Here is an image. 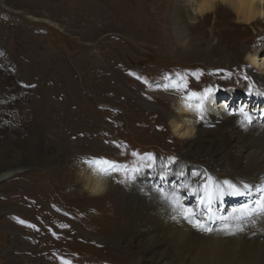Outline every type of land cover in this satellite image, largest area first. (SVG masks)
<instances>
[{"label":"rangeland","instance_id":"rangeland-1","mask_svg":"<svg viewBox=\"0 0 264 264\" xmlns=\"http://www.w3.org/2000/svg\"><path fill=\"white\" fill-rule=\"evenodd\" d=\"M218 7L193 18L191 0H0V174L17 170L0 179V264H127L105 239L125 224L117 202L135 182L182 185L174 171L189 166L176 98L205 121L210 95L239 113L260 89L245 56L264 55V19L255 34ZM96 170L113 188L93 196L79 179Z\"/></svg>","mask_w":264,"mask_h":264},{"label":"bare ground","instance_id":"bare-ground-1","mask_svg":"<svg viewBox=\"0 0 264 264\" xmlns=\"http://www.w3.org/2000/svg\"><path fill=\"white\" fill-rule=\"evenodd\" d=\"M219 2L230 7L235 22L252 25L255 34L263 29L264 0H191L192 17L214 8L219 13ZM257 50L246 52L245 59L258 73L260 89L242 93L248 97L241 112L233 113L226 101L210 95L203 121L193 102L174 101L178 110L169 115V123L182 141L179 155L189 164L174 171L183 188L166 182L168 188L160 186L166 190L162 194L153 185L135 182L117 202L122 203L125 224L115 226L105 239L113 244L114 253L127 258V264H264V106L258 104L264 97V55L257 59ZM158 165L156 170L162 167ZM16 171L10 169L0 177ZM157 175L166 177L160 172ZM79 181L82 190L93 196L113 188L108 174L97 170L82 175ZM205 184L214 193L210 201ZM185 190L192 193L193 203L181 197ZM226 196L241 199L224 204ZM182 210H191L193 220L184 219ZM196 219L209 230H198Z\"/></svg>","mask_w":264,"mask_h":264},{"label":"snow or ice","instance_id":"snow-or-ice-1","mask_svg":"<svg viewBox=\"0 0 264 264\" xmlns=\"http://www.w3.org/2000/svg\"><path fill=\"white\" fill-rule=\"evenodd\" d=\"M149 159H152V158L149 157ZM207 179L210 180L211 178L208 177ZM229 187H232V186L229 185ZM204 188H205V193L210 201L212 199V196L214 195V193L211 190V185L205 184ZM180 214L183 215L184 219L189 220V221L193 220L194 218V213L191 210H182ZM195 227L202 232H207L209 230L207 225L203 223L202 221H200L199 219L195 220ZM61 264H70V262L64 261L62 258Z\"/></svg>","mask_w":264,"mask_h":264}]
</instances>
